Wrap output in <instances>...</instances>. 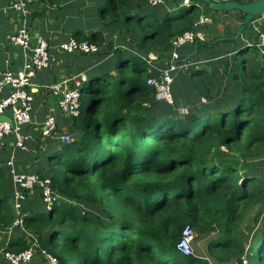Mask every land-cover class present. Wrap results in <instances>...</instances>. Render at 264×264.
Returning <instances> with one entry per match:
<instances>
[{
	"label": "trees",
	"instance_id": "trees-1",
	"mask_svg": "<svg viewBox=\"0 0 264 264\" xmlns=\"http://www.w3.org/2000/svg\"><path fill=\"white\" fill-rule=\"evenodd\" d=\"M199 1L186 6L184 0L157 5L97 0L100 25L73 30V36L103 45L98 54L106 58L88 71L81 87L90 103L86 113L72 119L74 140L59 144L42 129L32 140L22 127L28 135L25 147L36 152L27 170L50 176L61 195L52 209L41 191L34 193L36 202L28 195L22 202L23 225L37 235L41 249L58 257V264H209L206 257L177 249L182 226L191 222L203 234L208 219H217L222 228L215 237L232 244L231 220L243 219L257 202L264 205V177L220 155L225 146L249 163L264 157L263 75L247 82V74L240 73L236 88H203L198 82L199 95L208 102L182 115L169 111L147 84V77L157 73L150 69L149 52L156 53V61L170 59L172 39L196 26ZM132 34L138 53L131 50ZM174 91L177 99L185 95L180 88ZM41 151L46 161L37 162ZM4 161L0 157V227L7 228L17 213ZM261 214L259 207L256 216ZM253 233L247 254L264 264V224ZM28 244L13 234L8 247L21 250ZM238 250L242 262L245 246Z\"/></svg>",
	"mask_w": 264,
	"mask_h": 264
},
{
	"label": "crops",
	"instance_id": "crops-1",
	"mask_svg": "<svg viewBox=\"0 0 264 264\" xmlns=\"http://www.w3.org/2000/svg\"><path fill=\"white\" fill-rule=\"evenodd\" d=\"M199 2L200 7H203L202 13L211 16V20L201 26L206 35L204 41H199L197 46V42L186 43L182 48L178 49L180 60L179 66L173 71V88H180L185 94L181 96L179 93L178 99L175 97L179 105L175 109L180 115L184 114L182 111L185 109L194 110V107H199L201 103L208 102L206 96L199 95V90L197 89L199 86L196 85L198 82L202 83L203 88H236L237 82L239 80L242 81L240 73H238L240 69L238 53L240 52H245L248 62L243 67L251 70V74L248 70L242 73L250 74L246 75V79H252L254 74H262L264 78V53L261 52L257 45L259 32L264 29V12L247 22L245 29L235 36L238 29L245 23V13L243 11L239 9H215L205 0H200ZM10 3L11 0H0V67L9 66L17 70L22 67L27 51L11 42V34L20 22V13L12 10ZM95 4H97V0H62L53 4L36 0L31 3L28 26L34 37L42 35L49 40L51 52L55 56V60L49 64V67L37 71L32 78L33 84L31 88L35 92L32 119L24 126L25 131H29L33 136L32 140L39 138L38 134L39 130L42 129L43 120L50 113L56 115L62 132H70L71 130L74 117L61 111L58 105V97L50 86L58 81H66L67 85L74 86L75 82L71 79L73 76H79L81 72H85L87 75L93 66L104 63L106 60V58L103 59L98 54L104 51L103 45H99V52H93L94 54L68 52L61 50L59 47V43L62 40H66L73 35V30L84 28L83 30L87 32L91 28L97 27L99 20H97V15L95 14ZM250 46H253L252 50H250ZM107 57L109 56L107 55ZM150 69L154 72L157 71V68L152 66ZM187 88L188 90H186ZM221 100L224 102L226 99L222 97ZM3 118L9 119V116L4 115ZM35 154V150L32 147L28 149L27 147L19 146L14 134L7 137V146L0 150V157L5 160L4 163L13 155L16 170L20 171L36 172L27 170V167L31 169ZM256 164H258V166H255L256 175L264 177V157L257 159ZM7 167H9L12 176L11 166L8 165ZM12 181L15 190L13 176ZM14 190L12 195L13 202L15 201ZM34 195L33 193L30 196L33 199L35 198L36 202L37 199ZM257 222L255 220L254 224L248 225L252 237L254 236V230L259 227ZM206 225H204L205 233L201 234V236H206L205 234L209 233L210 228H207ZM234 225H236L235 222L230 223L231 233L237 230V226ZM23 227L24 225L13 228L9 239L6 240L7 244L13 234L22 235L29 244L35 237L37 238L33 231ZM3 228L0 227V230ZM221 228L222 225L219 226L217 231H220ZM252 237L249 239L248 245L251 244ZM233 243H230V245L232 246ZM240 244L244 245L242 241ZM216 246H218V243L212 241L206 244V258L210 256L209 253H212V249ZM231 246L226 248L225 257L229 255L227 250ZM245 248L247 249V247ZM220 257L223 258V256ZM228 259L231 260L232 258Z\"/></svg>",
	"mask_w": 264,
	"mask_h": 264
},
{
	"label": "built area",
	"instance_id": "built-area-1",
	"mask_svg": "<svg viewBox=\"0 0 264 264\" xmlns=\"http://www.w3.org/2000/svg\"><path fill=\"white\" fill-rule=\"evenodd\" d=\"M36 0H11L10 8L20 13V22L11 34V42L21 46L27 51V55L20 69H13L9 66L0 67V150L5 148L7 137L14 134L16 142L19 146L25 147V140L28 135L22 132L24 124L32 119V108L35 92L32 91V78L36 72L49 67L51 62L55 60V56L50 50L49 40L42 35L33 36L29 26L28 17L30 13L31 3ZM151 5H157L164 0H147ZM186 4H190V0H184ZM211 20V16L201 13L196 26L187 29L176 35L172 39V53L170 59L165 61L164 68H158L157 73H152L147 77V84L155 91L156 97L161 102L171 104L174 102V74L173 71L179 66L180 54L178 49L182 48L186 43H194L205 40V32L202 30V24ZM262 53H264V29L260 30L257 40ZM61 50L68 52H98L99 44L88 39L69 36L66 40L59 43ZM150 59H157L156 54L149 55ZM151 66H155L151 64ZM79 76H73L75 85L69 86L66 81H58L50 87L54 94L58 97V105L62 112L68 113L73 117L81 113V87L87 83L88 76L85 72L79 73ZM264 91V89H263ZM187 113L188 110L182 111ZM8 115L10 119L1 117ZM58 120L55 114H48L42 123L43 136L55 139L59 144L69 143L72 141V133L69 131H57ZM14 156H10L6 162L11 166V173L15 183L14 190V206L17 212L13 224L7 228L0 230V264H25L32 262L38 255H43L46 264H58V257L41 249L38 238H34L31 243L21 249L12 250L8 247L6 240L9 239L14 227L23 226L24 220L22 213V202L37 191H41L42 200L46 208L52 209L54 203L59 199L60 193L53 187L50 176H41L38 172H29L25 170H16L14 164ZM196 236L194 225L187 222L182 226L181 236L177 240V249L184 253H193V242ZM3 241V242H2Z\"/></svg>",
	"mask_w": 264,
	"mask_h": 264
},
{
	"label": "rangeland",
	"instance_id": "rangeland-1",
	"mask_svg": "<svg viewBox=\"0 0 264 264\" xmlns=\"http://www.w3.org/2000/svg\"><path fill=\"white\" fill-rule=\"evenodd\" d=\"M164 3H166V0H164ZM172 5H169V7L170 6L173 7ZM202 9H203V7H202ZM175 11L179 12L180 9L178 8ZM97 20H98V18H97ZM100 22H101V19H99V22L97 24L98 26L100 25ZM132 37H129V40L131 41V45H132L131 50L136 51L138 53V51H137L139 49L138 40L136 39V37L133 34H132ZM252 49H253V46H250V50H252ZM149 54L151 55V54H156V53L151 51V53L149 52ZM238 56L240 59V61H239L240 69H239L238 73H243V72L247 71V69H248L246 67H243V66H246L248 64V62L246 60V54H245V52H240V53H238ZM149 59H150V57H149ZM150 62H151V64L155 65L152 67L157 68V70H158V68H164V66H165L164 62L156 61L155 59H152V58L150 59ZM247 75H250V74H247ZM250 80L251 79H249V78L246 79L247 82H250ZM175 97L176 96L174 93V102H172L171 104H167L165 102V104H164L168 107L169 111H171V110L174 111L179 106L178 101L176 102ZM89 103H90V96L83 94L82 99H81V109H82L81 111L86 113L87 112L86 110L89 106ZM73 140H74V135L72 137V141ZM222 148H223L222 149L223 151L220 153V155L222 157H225L227 160L235 161L239 165L245 164L247 168L252 166L254 169H256L255 166H258V164H256L257 160L250 161V163H249L247 161H244L243 159L235 157L234 154H239V152H237V151L231 152V151L227 150V148L225 146H223ZM41 149H44V148L42 147ZM46 157H47V155L41 151L39 154V161H37V162L46 161V159H45ZM217 157H218V154H217ZM56 168H58V167H56ZM259 207H261L263 214H261L260 216L257 217L256 214H257ZM254 219L258 221L257 225H259V227L264 224V205L263 204H259L257 202L251 208L248 207V209L245 211V215H244L243 219L236 221V217H235L234 219L231 220V223H234L236 221L235 222L236 225H234V226H237L236 227L237 230L234 233L232 232L233 236H236V237L234 239L235 241H234L233 245L230 248H228L229 250H227L229 252V255L227 257H225L224 252L226 251V248L230 245V242H227L225 244V242L223 241L225 237H223L222 235L215 237V235L217 233L221 232V231H217L219 226H220V223L217 221V219H212V220L208 219L206 226H207V228H210V230H209V233L205 234L206 236H201V234H202L201 229L196 224H193L194 228L197 232V234H196L197 236H195V239L193 242V253L200 255L201 257H206L205 256L206 244L209 241H212L214 243H218V246H216L215 248L212 249V253H209L210 256H207L209 264H248V263L249 264H255L252 256L251 257L248 256V254H247L248 249H246V248H245L246 252L244 251V253L242 254V256L244 255L242 257V262L238 261V257H236L238 252H239L238 248H239L241 241L244 243L245 247L248 248V246H249L248 245L249 239L252 237V235H251V231L249 230L248 225L254 224L255 223ZM23 228H26V227L24 226ZM203 229L205 230V227ZM239 232H241V233H239ZM243 232H244V234H243ZM213 237L216 239H213ZM222 242H224V243H222ZM42 256L43 255L41 254L40 256H37L31 263L27 262L25 264H45V261H44ZM220 256H223V258H221ZM228 258H232V259L230 260Z\"/></svg>",
	"mask_w": 264,
	"mask_h": 264
},
{
	"label": "water",
	"instance_id": "water-1",
	"mask_svg": "<svg viewBox=\"0 0 264 264\" xmlns=\"http://www.w3.org/2000/svg\"><path fill=\"white\" fill-rule=\"evenodd\" d=\"M209 3L212 8L215 9H239L245 13L244 21L245 23L238 29L237 34L240 33L243 29H245L247 22L253 19L256 15L264 12V0H251L247 2H242L239 0H226V1H213V0H205ZM198 45V41L196 46ZM1 117H4L2 115ZM11 120V118H9Z\"/></svg>",
	"mask_w": 264,
	"mask_h": 264
},
{
	"label": "clouds",
	"instance_id": "clouds-1",
	"mask_svg": "<svg viewBox=\"0 0 264 264\" xmlns=\"http://www.w3.org/2000/svg\"><path fill=\"white\" fill-rule=\"evenodd\" d=\"M184 4H186L185 2H184ZM190 5V4H189ZM188 4H186V6H189Z\"/></svg>",
	"mask_w": 264,
	"mask_h": 264
},
{
	"label": "bare ground",
	"instance_id": "bare-ground-1",
	"mask_svg": "<svg viewBox=\"0 0 264 264\" xmlns=\"http://www.w3.org/2000/svg\"><path fill=\"white\" fill-rule=\"evenodd\" d=\"M184 5H186V4H184Z\"/></svg>",
	"mask_w": 264,
	"mask_h": 264
}]
</instances>
